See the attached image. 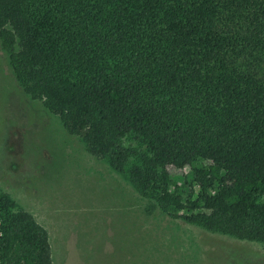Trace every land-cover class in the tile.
Here are the masks:
<instances>
[{
    "label": "trees",
    "instance_id": "trees-1",
    "mask_svg": "<svg viewBox=\"0 0 264 264\" xmlns=\"http://www.w3.org/2000/svg\"><path fill=\"white\" fill-rule=\"evenodd\" d=\"M0 47L149 209L264 243V0H0ZM0 264H52L46 229L4 195Z\"/></svg>",
    "mask_w": 264,
    "mask_h": 264
},
{
    "label": "rangeland",
    "instance_id": "rangeland-1",
    "mask_svg": "<svg viewBox=\"0 0 264 264\" xmlns=\"http://www.w3.org/2000/svg\"><path fill=\"white\" fill-rule=\"evenodd\" d=\"M166 170L179 183L181 170ZM0 195L46 229L52 264H264L262 242L149 209L125 174L23 92L1 47Z\"/></svg>",
    "mask_w": 264,
    "mask_h": 264
}]
</instances>
